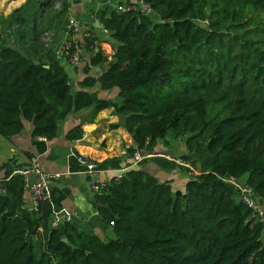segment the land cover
<instances>
[{
  "label": "trees",
  "instance_id": "1",
  "mask_svg": "<svg viewBox=\"0 0 264 264\" xmlns=\"http://www.w3.org/2000/svg\"><path fill=\"white\" fill-rule=\"evenodd\" d=\"M53 1L24 0L9 13L5 40L0 34V136L17 134L23 120L34 137L56 133L70 85L40 40ZM142 1L154 16L95 12L117 44L90 57V65L109 64L78 85L117 87L123 119L113 126L136 147L172 131L184 139L182 159L195 158L203 171L183 191L139 169L112 179L93 197L102 228L111 229L103 237L69 221L51 227L46 200L27 211L22 177L12 174L0 181V264H264V221L224 181L245 176L264 199V0ZM66 9L61 1L52 19ZM92 103L82 89L72 94L74 111ZM81 134L76 124L64 136Z\"/></svg>",
  "mask_w": 264,
  "mask_h": 264
},
{
  "label": "crops",
  "instance_id": "2",
  "mask_svg": "<svg viewBox=\"0 0 264 264\" xmlns=\"http://www.w3.org/2000/svg\"><path fill=\"white\" fill-rule=\"evenodd\" d=\"M23 1L0 0L1 39L5 40L4 25L10 11ZM61 1L67 4L66 13L61 20H53ZM136 1L138 0H54L53 5L46 11V16L51 19L48 22L49 28L44 31L40 40L45 47H50L54 56V51L64 38L63 24L67 16L88 22L95 16L96 11L106 10L110 13L118 3ZM92 31L102 53L111 54L117 42L110 35L101 33L96 25H93ZM90 57L84 49L80 62L72 66L74 76L68 77L69 98L67 104L59 111L53 138L46 140L32 136L31 123L26 120L22 121V129L17 134L10 137L0 136V181L8 179L16 168L30 164L37 165L45 172L59 173L57 178L47 181L46 201L53 212L61 217L65 211H71L74 216L69 222L77 230L103 237L111 235V229L102 228L93 206L94 195L81 172L75 152L89 155L98 161L99 173L96 178L104 182H110L121 171L139 169L153 175L159 182L170 185L173 191H183L186 183L203 170L195 158L182 159L187 153L184 139L176 137L172 131L163 138L145 144L144 147L156 153L155 156L134 162L132 152L127 151L129 147L136 148L131 136L121 126H113L122 120L117 112L120 102L119 89H101L97 83L89 87L78 85V81L84 77L98 76L109 64L106 62L90 65ZM109 61L111 62V59ZM79 89L86 91L93 103L74 111L71 105L72 94ZM76 124L81 126V137L67 140L64 136L66 131ZM233 179L236 182H245L243 176ZM23 202L25 205L28 203V192L25 189Z\"/></svg>",
  "mask_w": 264,
  "mask_h": 264
},
{
  "label": "built area",
  "instance_id": "3",
  "mask_svg": "<svg viewBox=\"0 0 264 264\" xmlns=\"http://www.w3.org/2000/svg\"><path fill=\"white\" fill-rule=\"evenodd\" d=\"M114 10L117 12L141 10L146 15L154 16L152 8L142 0L131 3H118L115 5ZM93 25H96L104 35H110V32L101 24L96 16H93L92 20L88 22L67 16L63 30L64 38L54 51L55 58L65 59L71 66H74L80 62L82 50L86 49L90 56L102 52L92 31ZM159 154L162 155V153ZM155 155L156 153L147 150L144 146L136 147L132 152V159L134 162H138ZM76 160L81 167V172L85 176L89 190L93 195L101 194L108 189L110 182L99 181L96 178L99 173L98 164L80 156H76ZM124 172L121 171L115 175L113 181H120L124 176ZM13 174H18L22 177L23 187L28 192V203L24 205L27 211L38 210L39 204L47 199V181L59 176V173L45 172L35 164L16 168ZM224 181L231 184L236 192L237 200L251 209L253 215L259 218L264 215V209L260 202L257 201L253 188L250 185L246 182H236L231 177H225ZM0 192H2L1 187ZM73 216L74 214L71 211H65L61 217L53 213L49 225L51 227H57L60 222L70 221ZM110 225H113L112 221Z\"/></svg>",
  "mask_w": 264,
  "mask_h": 264
},
{
  "label": "water",
  "instance_id": "4",
  "mask_svg": "<svg viewBox=\"0 0 264 264\" xmlns=\"http://www.w3.org/2000/svg\"><path fill=\"white\" fill-rule=\"evenodd\" d=\"M12 48L13 46L10 45ZM0 58L4 60V57L0 54ZM59 64L62 66L63 71L65 72L66 76L69 78H73V68L72 66L67 62L65 59H60ZM46 67V66H45ZM120 119H123V117L120 115ZM60 241L64 242L65 244H68V241L65 237L60 238ZM71 248H74L72 245Z\"/></svg>",
  "mask_w": 264,
  "mask_h": 264
},
{
  "label": "rangeland",
  "instance_id": "5",
  "mask_svg": "<svg viewBox=\"0 0 264 264\" xmlns=\"http://www.w3.org/2000/svg\"><path fill=\"white\" fill-rule=\"evenodd\" d=\"M4 25V24H3ZM4 28H5V25H4ZM245 177V176H243ZM257 201L260 202L262 208L264 209V199L262 198H259V197H256ZM261 219L264 221V215L261 217ZM104 239H108V237L104 238Z\"/></svg>",
  "mask_w": 264,
  "mask_h": 264
}]
</instances>
